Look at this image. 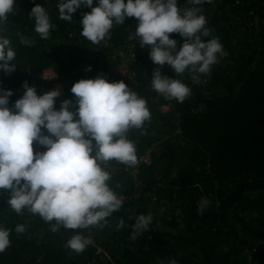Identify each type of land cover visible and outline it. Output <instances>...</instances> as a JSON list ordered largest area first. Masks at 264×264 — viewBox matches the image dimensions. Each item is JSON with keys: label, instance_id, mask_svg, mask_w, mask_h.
Wrapping results in <instances>:
<instances>
[{"label": "trees", "instance_id": "16d2710c", "mask_svg": "<svg viewBox=\"0 0 264 264\" xmlns=\"http://www.w3.org/2000/svg\"><path fill=\"white\" fill-rule=\"evenodd\" d=\"M58 2L16 0L13 5L15 12L7 15L13 22L12 29L19 32L16 36L7 37L16 53L14 62L23 64L21 71L17 66L11 72L0 71V88L12 89L9 106L23 94L26 67L33 74L46 67L56 72L57 82L63 85L62 95L55 98L54 107L57 109L62 99L68 98L74 102L70 87L80 78L100 74L109 81L123 80L147 102L150 119L144 123L167 128L175 126L178 131L160 139L147 133L138 134L136 128L129 129L127 137L135 144L136 154L151 149V162L148 165L140 164L134 178L125 171L123 164L110 161L107 165L111 172L109 184L122 196L136 193L137 185L140 187V197L153 191L161 194L167 203H172L174 209L179 210L181 222L190 235L174 234L158 227V216L154 210L148 230L133 239L136 217L128 220L123 213L124 208L132 202H123L119 211L106 218L107 223L103 227L96 226L95 234L104 237L88 245L80 258L65 246V242L74 232L90 236V226L75 230L59 227L56 230L63 241L53 242L51 236L56 230H52L50 223L38 214H33L30 222H24V212H12L5 198L0 200V226L10 230V244L0 251V264H91L94 259L98 264H169L170 259H175L178 264H194L197 253L204 261L215 262L214 251L221 236L220 229L229 220L236 222V231L252 241L251 248L259 247L261 254L256 256L263 258L264 192L254 197H250L249 193L264 191V26L257 33V42L238 45L233 43L231 16L226 13L213 14L205 27L209 29L211 38L219 39L224 55L231 64L226 69L215 67L208 73L209 86L219 90L208 97L192 78L185 76L186 70L177 76L167 63L153 64L147 49L140 47L137 39L128 38L135 29L134 17H126L124 23L111 28L104 38L107 46L100 47L88 60L90 71L80 66L78 60L81 56L74 49V54L66 60L60 49L68 41L79 40L87 47L91 44L81 35V26L76 22L81 13L90 11V8L79 7L72 14L73 19L65 21L59 19ZM37 3L45 8L50 22L55 26L50 28L45 39L35 32L34 21L28 16ZM220 3L230 6L229 13L235 15L245 11L250 12L249 18L253 15L264 17V0H220ZM207 4L208 0H205L198 7L202 9ZM169 35L177 40L179 47L182 42L179 34ZM21 36L29 43H21ZM125 46H131L134 57L129 68L133 73L132 78L120 74L109 76L107 67L99 64L100 59H110L113 49ZM157 67L162 74L178 78L189 87L190 94L182 103L166 99L152 89L151 73ZM37 83L38 80H34L29 85L35 86ZM162 106H168V110L162 111ZM156 142L157 152L152 150ZM33 150L43 149L33 142ZM206 187L211 188L212 194L206 191ZM202 198H207L209 203L202 212H198ZM242 212H253L255 216L244 219ZM124 222H127V227H121ZM16 224L25 225V231L17 233L14 230ZM168 224L173 228L177 226L175 222ZM36 230H47L38 243L30 238ZM110 243L116 244L119 252L115 255L110 253L109 262L99 261L97 249L106 251ZM256 251L258 253V248ZM229 255L237 256V249L226 256ZM233 260L237 264L244 262L238 257H233Z\"/></svg>", "mask_w": 264, "mask_h": 264}, {"label": "clouds", "instance_id": "9594fccd", "mask_svg": "<svg viewBox=\"0 0 264 264\" xmlns=\"http://www.w3.org/2000/svg\"><path fill=\"white\" fill-rule=\"evenodd\" d=\"M16 0H0V32ZM205 0H59V19L70 21L81 6V35L93 44L102 41L114 24L134 17L136 25L129 39H137L147 49L155 65L167 63L178 76L186 69L207 74L225 53L217 37H209L206 17L198 5ZM34 30L45 39L55 27L45 8L35 4L29 14ZM170 33L182 38L180 46ZM21 43L29 41L21 36ZM147 46V47H146ZM16 53L9 39L0 35V71L15 70ZM91 65L85 68L90 71ZM151 87L166 99L182 103L189 87L178 78L162 74L159 67L151 73ZM23 94L9 106L12 89L0 88V189L9 191L7 204L16 213L27 209L38 214L55 231L103 227L107 217L121 209L123 196L109 184L107 165L116 161L126 166L137 163L135 144L127 132L140 128L150 119L143 97L123 80L109 81L104 75L80 78L70 92L75 100L62 99L57 109L55 98L62 89L52 88L37 94L34 85L23 82ZM74 103V106H73ZM33 142L43 150H33ZM207 198L198 204V212L208 205ZM151 214L138 215L132 238L148 230ZM119 226V225H117ZM17 233L25 225L16 224ZM92 239L74 232L65 246L80 253ZM10 244V230L0 226V251ZM169 264H178L170 259Z\"/></svg>", "mask_w": 264, "mask_h": 264}, {"label": "rangeland", "instance_id": "374dc122", "mask_svg": "<svg viewBox=\"0 0 264 264\" xmlns=\"http://www.w3.org/2000/svg\"><path fill=\"white\" fill-rule=\"evenodd\" d=\"M95 2V0H94ZM178 5L181 7L186 6L184 4V0H178ZM89 8V7H88ZM230 6H223L220 3V0H208V4L205 8L200 9L202 14L206 17V24L211 20L213 14L217 12V14L226 13L231 16L230 25L233 29L232 31V38L233 43L245 45V44H254L257 42V33L258 31L264 26V17L259 18L256 15H253L252 18H249L250 12L243 11L239 15H235L232 13H229ZM15 8L13 7L12 12H15ZM82 14L76 19V22L78 25H80L79 20L82 17ZM13 22L7 16L6 20L4 21L3 28L4 31L0 32V35H4L8 38H11L13 36H16L19 32L18 30L12 29ZM81 26V25H80ZM113 28V27H112ZM34 36L37 37V35L34 34ZM31 39V36H29ZM209 37H205L203 39H209ZM67 45L62 46L60 51L63 53L66 60L73 55L72 49H74V52H78L81 56V58L78 60L80 66L83 68H86L90 65V58L92 55H94L96 52L94 50L95 44L91 43L88 47L85 45H82L79 40L77 41H68L66 43ZM94 47V48H93ZM120 49V50H119ZM117 52L113 53L110 56V59L101 58L99 64L104 65L108 68L109 76L112 74H118L120 71V74L123 76H127L129 71V68L131 66L132 61L134 60L133 54H132V48L131 46H125L120 47ZM231 62L227 59L225 55L218 58V62L214 63L210 67V71L215 69V67L224 68L226 69L228 65H230ZM17 68L21 71L23 64H16ZM119 70V71H118ZM209 71V72H210ZM130 75V74H129ZM185 76L187 78H192L197 85L198 88L202 91L203 94L210 97L214 95L215 93L219 92V90L212 89L209 86V80H208V73L207 74H200L195 73L192 71H189L186 69ZM30 84V83H29ZM59 87L62 89L63 85L57 81H52L50 83L47 82H41L38 81V83L35 85L37 94H42L45 91H48L52 88ZM162 111L168 110V106H162L160 108ZM138 134H151L153 136H156L157 138L164 139L168 137L169 135L174 134L177 132L176 127H163L161 125H154L153 123H143V125L140 128H136ZM159 142V141H158ZM158 142L153 144V151H158ZM214 189V188H213ZM206 191L211 192V188L206 187ZM264 191H257V192H251L249 193L250 197L257 196ZM140 187L137 186L136 194L133 196H123L124 202H132L130 205L124 208V216L129 220L132 217H137L138 215L144 214L148 215L151 214L155 210L156 214L158 216L156 225L164 230H168L174 234L179 235H185L189 236V232L185 231V226L181 222V215L179 213V210L174 209V206L172 203H167L165 199L161 196V194L153 191L150 193H144L140 197ZM140 197V198H139ZM9 198V191L0 189V200ZM134 199V200H133ZM7 204V202H5ZM12 212H15L11 209ZM24 212V222H30L32 220L33 214L28 211L27 209L22 210ZM241 215L244 217V219H248L251 217H254L255 214L253 212H242ZM169 222H175L177 224L176 227H171L168 223ZM237 224L233 220H229L226 226H223L224 228H221V236L218 238L217 242L218 245L215 248V262H206L202 259V256L197 253V257L194 259V264H237L233 260V257H242L241 261H244L243 264H264V257H261V255L256 256V254H261V250L258 248V253L256 251V248H251L250 245L252 244V241L245 236L243 233L236 231ZM121 227H127V222H124ZM92 233L90 235L92 242L100 241L104 235L95 234L94 226H90ZM47 230H36L33 234L30 235V238L38 243L40 240L43 239L45 233ZM53 234V233H52ZM53 242H61L63 241V237L60 235L59 231L56 230L54 234L51 236ZM240 242H243L241 244ZM188 251L189 248H186ZM237 249V256L235 255H229L228 252L232 250ZM99 252L98 260L103 262H109L111 259L110 253L113 255L117 254L119 252L118 246L114 243H110L108 249L106 251L101 250V248L97 249ZM75 255L77 257L82 258L84 256L83 252L77 253L75 252ZM97 260L94 259L91 261V264H98L96 262Z\"/></svg>", "mask_w": 264, "mask_h": 264}, {"label": "built area", "instance_id": "2783aa9c", "mask_svg": "<svg viewBox=\"0 0 264 264\" xmlns=\"http://www.w3.org/2000/svg\"><path fill=\"white\" fill-rule=\"evenodd\" d=\"M106 46H107V43H106L105 39H103L99 43L95 44V46H94L95 48L94 47L93 48H94L95 52H97L100 47H106ZM118 49L119 48L113 49L112 50V54L117 52ZM107 71H108V68H107ZM118 74H120V71L118 72ZM25 75H26V77L24 79V82L27 81L28 84L31 81H34V80H38V81H41V82H52V81H57V79H58V76H57L56 72L50 67H46L44 69H41L36 74H33L31 69L29 67H26L25 68ZM132 76H133V73L132 72H128V75L125 76V77L132 78ZM177 131H178V129H177ZM150 153H151V149H148L143 154H140V155L136 154L137 155V163H136V165H134V166H126V165L123 164L125 171H128L135 178V174L137 172V167L140 164H145V165L150 164V162H151ZM135 194L136 193H134L133 195H135ZM133 195H131V196H133ZM94 228H96V226H94ZM241 258L242 257H238V259H241Z\"/></svg>", "mask_w": 264, "mask_h": 264}]
</instances>
